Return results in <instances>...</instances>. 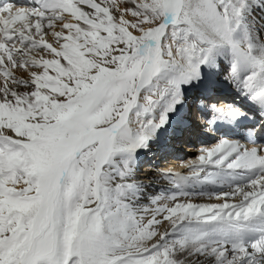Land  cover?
Masks as SVG:
<instances>
[{"label":"snow or ice","instance_id":"obj_1","mask_svg":"<svg viewBox=\"0 0 264 264\" xmlns=\"http://www.w3.org/2000/svg\"><path fill=\"white\" fill-rule=\"evenodd\" d=\"M194 93L241 139L149 194ZM0 264H264V0H0Z\"/></svg>","mask_w":264,"mask_h":264},{"label":"bare ground","instance_id":"obj_2","mask_svg":"<svg viewBox=\"0 0 264 264\" xmlns=\"http://www.w3.org/2000/svg\"><path fill=\"white\" fill-rule=\"evenodd\" d=\"M17 4H20V5H23V6H29L30 5V0H21ZM227 103L228 102H224V106H228ZM214 143H216V139L215 140H211L210 139L205 144L206 145H212ZM155 146L156 145H153L150 150L156 151V150H158L160 148L161 149V156L164 157L166 155V151H167L166 146H158L157 148H154ZM195 147H197V146L194 145V149H195ZM178 148H182V147H178ZM191 149L192 148L189 147V148H187L185 150V152L186 151L189 152ZM197 149L194 150L191 155H186L185 154V155H183L182 159L178 158V160H180V161H173V163H172V164H174L176 162V163H178L180 165H177L176 167H173L171 165V166H168V168H165V169H163V168L158 169L157 168L158 171L154 172V173L151 172V166H145V170L139 168V165L143 161L144 154H146V152H148L149 150L145 151V152H143L141 154L142 157L140 156L141 158L139 159V165H138V169H137V178L140 181H142L143 183L151 185V187L148 190L149 194L167 193L168 191H170L173 188V185H172L170 179L165 177V176H163L162 173H165V172H173V173L178 172V173H181L182 172L181 174H183V175H189L190 174V170H189L188 167H186V165L190 161L196 160L198 158V156L201 154V153L198 152ZM196 155H197V157H196ZM181 161H184V162H181ZM163 166L160 164L159 168L163 167ZM201 187H203L205 190H207V189L211 188L212 186L211 185H196L195 188H193V191L194 192H198ZM191 199H192L193 203H207V202L219 203V202H222V201L215 200V199L209 201L206 196H201V195H194ZM165 227H167L166 224H165Z\"/></svg>","mask_w":264,"mask_h":264},{"label":"rangeland","instance_id":"obj_3","mask_svg":"<svg viewBox=\"0 0 264 264\" xmlns=\"http://www.w3.org/2000/svg\"><path fill=\"white\" fill-rule=\"evenodd\" d=\"M119 2H122V0H118V3H119ZM186 152H187V151H186ZM141 157H142V155H141ZM141 157H140V158H141ZM140 158H139V159H140Z\"/></svg>","mask_w":264,"mask_h":264}]
</instances>
